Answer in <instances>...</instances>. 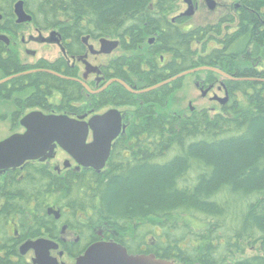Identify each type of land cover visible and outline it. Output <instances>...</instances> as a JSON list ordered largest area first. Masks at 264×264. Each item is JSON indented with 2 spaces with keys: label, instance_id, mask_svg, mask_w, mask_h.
Returning <instances> with one entry per match:
<instances>
[{
  "label": "trees",
  "instance_id": "16d2710c",
  "mask_svg": "<svg viewBox=\"0 0 264 264\" xmlns=\"http://www.w3.org/2000/svg\"><path fill=\"white\" fill-rule=\"evenodd\" d=\"M18 1L24 2L39 26L62 30L76 49L87 34L119 39L125 51H135L148 37L160 35L158 44L164 49L169 46L175 60L172 76L204 65L205 27L185 32L180 25L187 18L177 20L176 26L163 19L178 12L181 0H0V14L8 24H13ZM241 1L249 27L232 38L236 43L243 37L245 48L260 47L264 33L252 32L251 26L258 21L250 10L259 12L264 0ZM0 47V69L20 70ZM154 48L150 55H156ZM140 56L119 58L113 65L121 70L126 63L132 75L141 76L149 87L167 79L161 70L142 73L141 64L156 66L157 59L152 57L148 63ZM232 56L228 52L226 60H234ZM230 65L226 71H235ZM254 74L245 70L239 77L254 79ZM157 75L160 78L155 81ZM61 78L58 73L32 77L37 92L29 101L41 105L52 88L63 87L66 109L81 96L82 87ZM182 84L183 78L138 98L121 88L115 97L126 104L138 105L135 98L145 101L135 114L140 127L128 133L130 140L145 143L130 155H113L111 166L101 174L84 170L63 180L44 177L15 183L7 188L4 212L9 204L41 202L44 189V205L56 201L52 195L60 196L72 219L79 213L99 223L109 222L127 234L132 252L145 247L147 253L178 264H264L263 257H242L259 242L264 250V83L228 82L231 99L216 112L206 108L169 112L166 96ZM154 238L159 241L157 247H152Z\"/></svg>",
  "mask_w": 264,
  "mask_h": 264
},
{
  "label": "flooded vegetation",
  "instance_id": "af4514ba",
  "mask_svg": "<svg viewBox=\"0 0 264 264\" xmlns=\"http://www.w3.org/2000/svg\"><path fill=\"white\" fill-rule=\"evenodd\" d=\"M194 2L197 6V0H194ZM244 8L243 2L237 0L234 15H220L214 22L202 24V27H205L203 44L205 47L201 51L204 58L202 68L217 69L239 80H231L212 70L198 72L201 75L198 73L194 74V76H197L195 86L201 92V98L206 99L207 95L213 92L210 100L225 99L227 96L231 99L227 83L239 82L241 81L240 79L264 83V41L260 47L252 44L245 48L243 37L237 39L236 43L232 38L234 35L239 36V33H244L248 30L246 27H249L247 23L250 20H248L249 15L242 14ZM26 12L32 18L30 22L19 23L15 11L12 18L13 24H8L5 21V15L0 17V45L5 51V56L14 59L20 68V70H12L8 73L0 69V82H2L0 84V101H9L13 105L10 114L0 108V125L4 122L9 123L10 128L16 131V133L11 135L13 136L15 134H24L27 131L26 127L22 125V121L32 113H41L44 116L66 115L72 119L83 118L84 121L89 122L94 117H100L113 111L119 113V116H115V119H121L122 124L121 133L114 140L109 160L101 172H97L92 168L80 167L59 146L54 150V155L45 161H26L19 167L0 171V264H77L78 260L97 244H117L126 248L130 255L145 254L156 256L154 253H147L145 247L140 248L139 253L130 251L129 245H127L129 241L127 234L117 231L109 222L99 223L97 220H90L91 216L86 219L79 213H76L75 218L72 219L69 216L71 215V210L63 207V200L60 196L52 195L51 198L56 199V201L44 205V189L41 192V202L33 201L26 206L9 204L10 207L4 212L8 204L7 193L9 191L7 188L13 187L15 183H21L26 179H44V177L63 180L70 176H76L84 170L101 174L111 166L113 155L123 153L127 156L132 154L139 144L145 143L144 140H130L128 138V133L140 127L139 119L135 115L137 109L139 106H145V101L137 99L138 96L148 94L152 90L145 92L146 90L171 80L174 77L172 75L175 73V60L172 59L173 56L168 52L169 46L168 48L164 46L166 48L164 49L162 45L158 44L160 35L148 37L146 43L141 48H136L135 51H125L122 49L119 39H96L91 34H87L78 40L80 48L76 49L74 40L65 38L62 30H45L36 23L34 15L28 11ZM250 13L258 21V25L253 23V26H251L252 32L256 34L264 33V7H261L259 12L250 10ZM184 18L187 17L182 15H164L163 19L167 20L169 24L176 26L177 20H183ZM187 19L188 21L190 20V18ZM188 21L180 25V28L185 32L191 31L194 27ZM28 24L33 25L36 35H30L28 39H25L24 30ZM45 33H48L47 37L44 36ZM50 39L56 42L51 43L49 42ZM102 39L118 41L119 46L111 54H103L104 56H109L105 63L92 62L91 57L98 58L102 56L98 54L101 50ZM27 43L57 46L60 49V55L54 60L39 57L32 62L26 61L21 58V52L18 47H24ZM213 43L215 45L211 46ZM234 43L235 46H233ZM151 47H156L154 48L156 50V55L154 56L150 55ZM0 50H2L1 47ZM119 50L121 54L114 56ZM228 52L231 56L234 55V60L232 58L226 60ZM25 53L31 57H37L35 51L27 49ZM133 55L143 56L142 58H145L148 63L152 57L156 58V66L141 64L142 73H154L156 70H161V72L164 71L165 75L162 77H167V79L149 87L141 76L132 75L133 72H131L130 67L126 63L123 64L121 70L116 69L113 65L119 58ZM225 61L227 65H225ZM230 64H234L235 71L232 70L233 68L226 71V68L231 66ZM245 70L254 72L256 78L239 77ZM48 71L56 72L64 77L61 78L62 80L76 83L82 87L81 96L73 98V102L66 109L63 104V91L65 89L63 87L52 88L50 95L44 96L41 105L29 101L33 94L37 92V88L32 83V77L35 78L38 74H47L49 73ZM159 78V75H157L155 81L159 80ZM186 78H183L181 88ZM20 79H28L30 83L27 81L23 83L17 82ZM118 81L127 84L134 92L125 88ZM81 82L88 85L91 91L86 89ZM121 88L131 95L137 96L135 99L138 105L135 102L126 104L116 98L115 93ZM44 89L45 86H41V90L44 91ZM171 89V92L166 96L167 110L170 98L179 90L175 86ZM216 91L223 93L224 96L219 97ZM93 140L94 135L91 130L88 143L93 142ZM48 218H51V220ZM158 242L154 238L152 247H157ZM262 244L263 242H259L253 247L259 246L261 252L251 258H264Z\"/></svg>",
  "mask_w": 264,
  "mask_h": 264
},
{
  "label": "water",
  "instance_id": "95a60500",
  "mask_svg": "<svg viewBox=\"0 0 264 264\" xmlns=\"http://www.w3.org/2000/svg\"><path fill=\"white\" fill-rule=\"evenodd\" d=\"M184 2L188 5V9L182 15L185 17H192L197 10L194 0H184ZM207 3L211 10L215 9L216 3L213 0H208ZM15 14L18 16L19 23L30 22L32 20L25 11L23 1L16 4ZM49 42L54 43L56 41L50 39ZM118 46V41L102 39L101 50L98 54H111ZM203 70H212L231 80H239L217 69L199 67L183 72L173 77L171 80L156 85L145 92L160 88L187 75ZM48 72L54 75L56 74L52 71ZM240 80L244 81L243 79ZM118 82L131 92H134L127 84L121 81ZM1 83L2 82H0V84ZM81 84L91 91L84 82H81ZM215 100L222 106H225L229 101V96L225 99L217 98ZM115 116H119V113L113 111L100 117H94L89 122H86L83 118L72 119L66 115L44 116L41 113H32L26 116L22 121V125L27 129L24 134H15L0 142V171L19 167L26 161H45L47 158H51L54 155V150L59 146L71 156L80 167L92 168L97 172H101L109 160L114 140H116L121 133V119L117 120ZM91 130L93 131L94 140L88 143ZM77 264L177 263L157 258L154 255H130L126 248L117 244H97L80 258Z\"/></svg>",
  "mask_w": 264,
  "mask_h": 264
},
{
  "label": "rangeland",
  "instance_id": "374dc122",
  "mask_svg": "<svg viewBox=\"0 0 264 264\" xmlns=\"http://www.w3.org/2000/svg\"><path fill=\"white\" fill-rule=\"evenodd\" d=\"M208 0H197V10L196 13L190 18L188 21L189 24H192L194 27L202 26L207 22H214L220 15H234L235 5L237 4V0H213L216 3V7L214 10H211L207 3ZM187 5L183 0L180 2V6L178 12L175 15L180 13H184L187 10ZM30 35H36L34 31V27L31 24H28L24 30V37L28 39ZM48 33H45L44 36L47 37ZM215 45L214 43L211 45ZM21 46V45H20ZM210 46V47H211ZM202 48V47H201ZM20 50V56L22 59L32 62L34 59L39 57H43L44 59L54 60L60 55V49L57 46L44 44H30L27 43L24 47H18ZM35 51L37 53V57H31L25 53V50ZM121 54L119 50L114 56ZM109 56H100L98 58L91 57L92 62H100L105 63L108 60ZM192 75V76H191ZM186 76L187 78L184 81V85L181 89H179L171 98L168 110L174 113H188L190 112L191 107L196 109H210L216 112L220 109V104L216 101L210 100L212 94L207 95L206 99L201 98V92L195 86V79L197 76L191 74ZM201 75V74H199ZM218 92V91H216ZM217 95L219 97H223V93L218 92ZM0 108L2 111H7V113H11L13 109L12 103L2 102L0 101ZM11 110V111H10ZM1 113V112H0ZM16 133V131L12 130L9 126V123H2L0 125V142L4 139L8 138L12 134ZM260 247L257 246L255 248H248L246 253L242 256L243 258H251L254 255L260 254Z\"/></svg>",
  "mask_w": 264,
  "mask_h": 264
}]
</instances>
